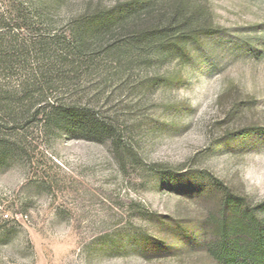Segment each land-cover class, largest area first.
I'll return each mask as SVG.
<instances>
[{"label":"rangeland","instance_id":"374dc122","mask_svg":"<svg viewBox=\"0 0 264 264\" xmlns=\"http://www.w3.org/2000/svg\"><path fill=\"white\" fill-rule=\"evenodd\" d=\"M207 2L224 32L187 64L79 77L78 96L99 93L96 110L121 133V158L109 141L29 131L26 154L0 171V264H213L205 196L219 183L264 202V133L232 134L264 127V0ZM35 74L29 59L9 82ZM52 77L60 87L64 76ZM178 223L184 232L141 243Z\"/></svg>","mask_w":264,"mask_h":264},{"label":"trees","instance_id":"16d2710c","mask_svg":"<svg viewBox=\"0 0 264 264\" xmlns=\"http://www.w3.org/2000/svg\"><path fill=\"white\" fill-rule=\"evenodd\" d=\"M61 15L67 21L58 29ZM223 32L207 0H116L109 6L100 0H0V171L26 154L31 129L44 138L109 141L121 158V133L94 105L100 94L85 99L74 90L82 72L103 66L119 77L134 68L185 65L193 49ZM29 59L38 75L12 85V72ZM55 74L64 76L60 87ZM256 133L264 127L252 123L232 134L237 139ZM205 197L198 221L209 236V261L264 264V202L253 204L219 183ZM184 227L162 225L157 236H143L141 243Z\"/></svg>","mask_w":264,"mask_h":264}]
</instances>
